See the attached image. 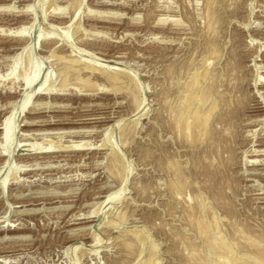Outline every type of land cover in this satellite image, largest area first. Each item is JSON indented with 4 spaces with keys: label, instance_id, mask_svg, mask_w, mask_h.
Returning <instances> with one entry per match:
<instances>
[{
    "label": "rangeland",
    "instance_id": "obj_1",
    "mask_svg": "<svg viewBox=\"0 0 264 264\" xmlns=\"http://www.w3.org/2000/svg\"><path fill=\"white\" fill-rule=\"evenodd\" d=\"M209 2L0 0V264H216L192 226L203 195L208 231L264 242V0H218L214 34ZM68 59L98 74L65 83ZM207 69L212 139L185 140L171 90Z\"/></svg>",
    "mask_w": 264,
    "mask_h": 264
},
{
    "label": "bare ground",
    "instance_id": "obj_2",
    "mask_svg": "<svg viewBox=\"0 0 264 264\" xmlns=\"http://www.w3.org/2000/svg\"><path fill=\"white\" fill-rule=\"evenodd\" d=\"M210 2H209V8L207 9L208 10V16H209V28L211 29V31H213L212 33L214 34L215 32L214 31H216L214 28H215V25L216 24H218V22H219V18L217 17V12H216V9H215V5H216V2L218 1V0H209ZM20 29V28H19ZM28 32V29L27 28H25V27H21V29L20 30H18V32L17 33H19V34H26ZM41 37V36H40ZM210 42L211 41H209V44L208 45H211L210 44ZM212 43V45H214L213 44V41L211 42ZM210 47V52L209 53H213V55L214 56H218L217 55V49H215L214 50V46H209ZM209 47H208V49H209ZM213 47V48H212ZM32 48V47H31ZM31 48L28 46L27 47V52L30 54L31 52L30 51H32L31 50ZM215 48H216V46H215ZM26 50H24V51H26ZM205 51V50H204ZM28 54V55H29ZM208 54V53H207ZM30 56H32V54L30 55ZM21 57V55H17L15 58V63H14V67H12L13 68V72H15V75L16 74H18L17 73V68H18V61H19V58ZM27 57V56H26ZM32 58V57H31ZM213 58V57H212ZM77 59V58H76ZM29 60V59H28ZM27 60V62H28V64H25V65H28V66H26L25 68H28V70L29 69H31V74H30V72L28 73V70L26 71V72H24L25 73V76H23L22 75V80H21V82H23L22 84H24V87H27V88H29L30 86H32L33 85V83L36 81V79H37V77L39 76L38 74H40L39 72H41L40 70H41V67L37 64V63H35V62H32V60H30V62ZM69 60V59H68ZM25 61V60H24ZM81 63V62H80ZM84 62H82L81 64H78V61H76V60H69L68 62H66V63H64L63 62V64L62 65H60V70H61V73L63 74V81L66 83L67 82V80L68 79H70V78H72L73 76H74V78H76L75 77V75L76 74H81V73H84V72H87L89 75H92L93 76V74H96L97 73V68L95 67V65L92 67V66H88V65H85L84 67H81V66H79V65H82ZM37 64V65H36ZM85 64H88V63H85ZM96 69H95V68ZM97 67H99V66H97ZM194 67V66H193ZM199 68V67H198ZM197 69V68H196ZM199 70V69H198ZM208 70V69H207ZM103 71V70H102ZM196 71V70H195ZM194 71V72H195ZM206 71V70H205ZM208 71H210V72H208ZM207 72H205L204 74H200V75H195L194 74V72H193V77L192 78H194V76H197V78H195L194 80H190V79H192V78H190L189 79V81L188 80H186V79H184L185 81H183L182 82V77H181V83L180 84H182L176 91H173L172 92V90H171V93L174 95V97L172 96V98H173V102L172 101H170V113H171V120H173V122H175V126H176V130L177 131H179V133L180 134H182L183 135V139H189L190 137L191 138H196V140L198 139L199 141L200 140H202L203 138L205 139L206 138V140H207V137H208V139H209V137H210V139H212V135H211V132L213 133V128L214 127H210L209 126V128H208V122L210 123L211 122V120L209 121V119H211L210 118V115L213 113V111H214V107H215V104H214V99H211L212 97H210V95L208 94V92H205V90H202V85H201V82H203L204 83V80L205 79H207L208 78V76L210 75L211 76V70L209 69ZM191 72V73H192ZM197 72V71H196ZM195 72V73H196ZM200 72V71H199ZM199 72H197V73H199ZM23 73V74H24ZM105 73V72H104ZM202 73V72H201ZM216 73V72H215ZM12 75L14 74V73H11ZM28 74H29V76H28ZM98 74V73H97ZM212 74H214V72H212ZM14 75V76H15ZM86 75V74H85ZM106 75V74H105ZM13 76V77H14ZM19 76V75H18ZM77 76V75H76ZM98 76V75H97ZM107 76V75H106ZM209 76V77H210ZM214 77H215V74L213 75ZM20 77V76H19ZM80 77V76H79ZM82 77H84V76H82ZM116 77H118V76H116ZM15 78H18L17 76L15 77ZM14 78V79H15ZM87 78V77H86ZM85 78V79H86ZM107 78H109L110 80H112V82L114 83H116L119 79L118 78H115L114 76H112V75H109ZM177 78V77H176ZM175 78V79H176ZM187 78V77H186ZM200 78V79H199ZM48 79V78H47ZM46 79V81H45V83L42 85V86H40L41 88L40 89H38L39 91L38 92H40V91H52V87H49V85H51L50 84V82H48V80ZM77 79V78H76ZM80 79H81V77H80ZM88 79V78H87ZM86 79V80H87ZM209 79V78H208ZM207 79V80H208ZM212 79V78H211ZM79 80V79H78ZM179 80V81H180ZM82 81H85V80H83V78H82ZM174 81V80H173ZM172 81V82H173ZM176 81H178V78H177V80ZM91 82V81H90ZM89 82V83H90ZM119 82V81H118ZM175 82V81H174ZM173 82V83H174ZM206 82V81H205ZM209 82H211V80L209 81ZM176 84V83H175ZM178 84V83H177ZM210 84V83H209ZM20 85V84H19ZM22 86V85H21ZM210 86H212L211 84H210ZM20 88V87H19ZM18 88V89H19ZM177 88V87H176ZM205 88V87H204ZM206 88H208V86L206 87ZM23 89V88H22ZM210 89H211V87H210ZM207 91H209V89L207 90ZM42 93V92H41ZM45 93H47V92H45ZM44 92H43V94H45ZM175 93V94H174ZM40 94V93H39ZM171 94V95H172ZM213 94V93H212ZM214 96V95H213ZM224 97V96H223ZM29 98H31L30 96H28L27 98H26V100H25V102H23L24 103V105H23V110L25 109V107H26V105H27V103L29 102L28 100H29ZM221 98V97H220ZM170 100H171V98H169ZM223 99V98H222ZM169 101V100H168ZM135 102H136V99H135ZM167 102V101H166ZM172 102V103H171ZM166 104H169V103H166ZM216 104H218L217 102H216ZM222 106V105H221ZM222 108V107H221ZM15 111V110H14ZM217 111V110H216ZM216 111H214V113L216 112ZM221 111V110H220ZM13 114L15 115V112L14 113H12V115H10L9 117H6L5 118V120H4V122L2 123V125H1V127H0V131H1V133H2V137H3V140H4V142H5V145H7L9 142H10V140H11V138H12V133H13V129H14V126H12V124H13V122H14V117H13ZM223 114V113H222ZM222 116V115H221ZM219 117V116H218ZM13 118V119H12ZM217 119V118H216ZM219 119H221V117L220 118H218V121H222V119L221 120H219ZM13 121V122H12ZM31 123V122H30ZM219 123V122H218ZM1 124V123H0ZM210 125V124H209ZM212 125V124H211ZM226 125V124H225ZM225 125H224V129H225ZM0 133V134H1ZM106 136H108L109 137V134L108 135H105V140H104V142L107 144V137ZM110 137H111V135H110ZM109 137V138H110ZM203 139V140H204ZM192 140V139H191ZM205 140V141H206ZM195 140H193V142H194ZM219 141V140H218ZM3 142V143H4ZM113 142V141H112ZM111 141H110V143H112ZM202 142V141H201ZM209 142V140L207 141V143ZM212 142V141H211ZM114 143V142H113ZM210 143V142H209ZM214 144H216L215 142H213ZM109 144V143H108ZM116 144V143H115ZM204 144V143H203ZM210 144H212V143H210ZM112 145V144H111ZM209 145V144H208ZM110 146V145H109ZM115 146V145H114ZM214 146V145H213ZM112 147V146H111ZM197 147V146H196ZM50 148V147H49ZM114 148V147H113ZM212 148V147H211ZM214 148V147H213ZM51 149V148H50ZM50 149H48L47 151H48V153H49V150ZM111 149V148H110ZM115 149H117V148H115ZM208 149V148H207ZM112 150V149H111ZM47 151H42V153H45V152H47ZM52 151V150H51ZM50 151V152H51ZM117 151H119V150H117ZM56 153V151H53L52 153ZM112 152V151H111ZM204 152V151H203ZM218 152V151H217ZM205 153V152H204ZM116 154V153H115ZM119 154V153H118ZM218 155V154H217ZM119 157H120V155H119ZM217 157V156H216ZM214 159V158H213ZM206 160V159H205ZM120 161V160H119ZM174 162V161H173ZM214 162V161H213ZM215 163V162H214ZM113 164V163H112ZM173 164V163H172ZM213 164V163H212ZM175 165V164H174ZM112 166V165H111ZM114 166H116V163H114ZM173 166V165H172ZM178 166V165H177ZM214 166V165H213ZM113 167V166H112ZM112 167H110V168H112ZM117 168V167H116ZM175 168V167H174ZM210 169V168H209ZM120 170V169H119ZM113 172V171H112ZM111 172V173H112ZM120 172V171H119ZM179 172V171H178ZM115 173V172H114ZM117 174V173H116ZM115 174V175H116ZM180 177V176H179ZM211 177V176H210ZM213 178H214V176H213ZM212 178V179H213ZM180 179V178H179ZM211 179V178H210ZM182 180V179H181ZM196 181V180H195ZM6 182V181H5ZM4 182V183H5ZM197 182V181H196ZM7 183V182H6ZM183 183H184V181H183ZM188 183H190V181L188 182ZM193 183H195V182H193ZM180 185V184H179ZM179 185H178V187H179ZM182 185V184H181ZM203 188V187H202ZM200 189V188H199ZM207 190V189H206ZM205 190V191H206ZM214 191H217V189L215 190V189H213ZM200 191H201V189H200ZM213 191V192H214ZM209 193H211V192H209ZM216 193V192H215ZM200 194H202L201 192H200ZM204 194V193H203ZM206 194H207V191H206ZM199 196V195H198ZM204 196V195H203ZM203 196L201 197V198H203ZM197 198V197H196ZM200 198V199H201ZM206 197H204L203 199H201V200H204ZM199 198H197V201L194 203L195 204V206L192 208V207H190V208H192L194 211H195V209H197V214L195 213L194 215L196 216L195 218H197V220L195 221V220H193V221H195V225L193 224L194 222L193 221H191V222H193L192 224V226L193 227H195L196 226V228H197V231H199L200 232V236L204 239V241L207 243V244H205V245H207V247H209V249H207V255H209V256H212V259H213V257L215 258V263L216 264H264V252L262 251V250H260L261 249V247L263 248L264 247V242H261L260 240H261V237L259 238V240H257V241H260V243L259 244H257V243H252V242H254V241H252V240H254V239H250V238H248V237H250V235H253L252 233L249 235L248 234V236L245 234L244 235V233L242 234H238L237 233V235L239 236V235H241V236H239V237H237V236H235V237H233V236H231V234L230 233H228V234H230V236L233 238L232 240L230 239V241H232V242H230L229 244L226 242V241H224L223 239H222V234H220V230L218 231V232H215V230H216V228L218 229V225H216V226H218V227H216V226H212V227H214L215 228V230H211V232L212 231H214V232H212L213 233V235L212 236H209V235H211V232L210 231H208L207 229H210V226L211 225H215L216 223L218 224L219 222H217L216 221V223L215 224H212V223H209V221H208V219H207V221H208V223L209 224H211L209 227L207 226V225H209L208 223H207V225H206V223H204L206 220H205V218L203 219V213L204 212H208V210H206L205 209V201L207 200H204V201H201ZM212 200L214 201V199L212 198ZM218 200H219V198H218ZM204 202V203H203ZM215 202V201H214ZM219 202V201H218ZM107 203V202H106ZM207 203V202H206ZM211 203V202H210ZM221 203H222V201H221ZM193 204V205H194ZM215 204H217V203H215ZM211 205H212V203H211ZM207 207L209 206V203H207V205H206ZM220 206V205H219ZM209 209H211V208H209ZM188 209H186V211H187ZM192 210V211H193ZM206 210V211H205ZM190 211V210H189ZM214 210H212V212H213ZM216 211H217V209H216ZM211 212V213H212ZM218 212V211H217ZM221 212V211H220ZM219 212V213H220ZM208 213H210V211L208 212ZM207 213V214H208ZM185 214V213H184ZM183 214V215H184ZM213 214V213H212ZM222 214V213H221ZM221 214H219V215H221ZM224 214H225V212H224ZM194 215H192V217L194 216ZM198 215H199V217H198ZM210 215V214H209ZM214 215V214H213ZM233 215V214H232ZM223 216V215H222ZM234 216V215H233ZM189 217V216H188ZM211 217H214V216H212L211 215ZM228 216H226V218H227ZM190 219H191V216L189 217ZM207 218V217H206ZM209 218V217H208ZM235 218V217H234ZM189 219V220H190ZM216 219V218H215ZM214 219V220H215ZM218 219H219V217H218ZM221 219H222V217H221ZM230 219H233L232 217L230 218ZM185 220H187V218L185 219ZM223 220V219H222ZM221 220V221H222ZM225 220V219H224ZM228 220V219H227ZM206 221V222H207ZM211 221H212V218H211ZM236 221V220H235ZM190 222V221H189ZM213 222V221H212ZM221 223H224L223 221L221 222ZM225 224V223H224ZM230 224L232 225V223L230 222ZM238 224H239V222H238ZM238 224H235L236 226H238ZM242 224V223H241ZM188 225V224H187ZM226 225V224H225ZM234 225V224H233ZM232 225V226H233ZM188 226H190V225H188ZM224 226V225H223ZM192 227V228H193ZM208 227V228H207ZM225 227V226H224ZM224 227H223V230H224ZM231 227V226H230ZM243 227V226H242ZM189 228V227H188ZM196 228H194L195 230H196ZM213 228V229H214ZM221 228H222V226H221ZM245 228V227H244ZM11 229H13V228H11ZM190 229V228H189ZM212 229V228H211ZM237 232H240V231H238L239 229H237V227L236 228H234ZM242 229V228H241ZM247 229V228H246ZM225 230H227V229H225ZM225 230H224V232H225ZM234 230V231H235ZM196 231V232H197ZM192 232V231H191ZM196 232H195V234H196ZM207 232H210L209 234L207 233ZM224 232H222V233H224ZM227 232H228V230H227ZM231 232V231H230ZM247 232V231H246ZM234 233H236V232H234ZM226 235L227 234H224V236L226 237ZM236 235V234H235ZM224 237V238H225ZM254 237H255V235H254ZM229 238V237H228ZM251 238H253V236L251 237ZM243 241H245V242H248V244L249 243H251V244H255L254 246V250L253 249H250V250H253V252H251L250 254L248 253V251H250V250H248L246 253H245V247L247 246H245V244H244V249L243 250H245L244 252H241V248L240 247H242V245L241 244H239L240 242L242 243ZM252 241V242H251ZM256 241V238H255V242H257ZM204 242V243H205ZM245 242H243V243H245ZM235 244H236V246H235ZM239 245H241V246H239ZM143 246V245H142ZM234 246H235V248H234ZM248 246H250V244L248 245ZM238 247V248H237ZM195 248H196V246H195ZM249 248H251V247H249ZM246 249H248V248H246ZM197 250H198V248H197ZM201 250V249H200ZM242 250V251H243ZM192 251V250H191ZM193 252V251H192ZM199 252H201V251H198V253ZM197 253V254H198ZM201 253H203V251L201 252ZM248 253V254H247ZM142 254H144V253H142ZM191 254V253H190ZM194 254V253H193ZM196 254V253H195ZM196 254V255H197ZM204 254V253H203ZM201 255V254H200ZM205 255V254H204ZM141 256V255H140ZM192 256V255H191ZM190 256V257H191ZM203 256V255H202ZM142 257V256H141ZM199 256L197 255L196 257H195V259H197ZM204 257V256H203ZM191 258H193V257H191ZM201 259H202V257H200ZM205 258V257H204ZM208 258V257H207ZM204 259V260H208V259ZM190 259V258H189ZM194 259V258H193ZM193 259H191V260H193ZM186 260V259H185ZM188 260V259H187ZM139 261V260H138ZM137 261V262H138ZM190 260H188V262H189ZM201 261H203V260H201ZM210 262H211V260H209ZM208 261V262H209ZM136 262V263H137ZM191 262V261H190ZM192 262H194V263H196V262H199L198 261V259H197V261L195 260H193ZM144 263V262H143ZM194 263H192V264H194ZM206 264L205 263V261L204 262H201L200 264ZM214 263V262H213ZM146 264V263H145ZM191 264V263H190ZM197 264V263H196ZM207 264H209V263H207ZM211 264V263H210Z\"/></svg>",
    "mask_w": 264,
    "mask_h": 264
}]
</instances>
